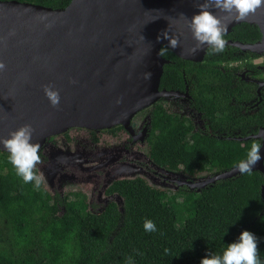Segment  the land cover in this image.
Masks as SVG:
<instances>
[{
  "label": "trees",
  "instance_id": "16d2710c",
  "mask_svg": "<svg viewBox=\"0 0 264 264\" xmlns=\"http://www.w3.org/2000/svg\"><path fill=\"white\" fill-rule=\"evenodd\" d=\"M16 1L52 9L70 2ZM260 36L257 26L241 23L212 42L254 43ZM160 52L169 62L159 89H183V81H189L205 130L193 132L189 120L156 104L147 110L149 158L168 170L213 175L254 156L259 140L234 138L264 127V92L252 113L242 112L239 102L256 98V90L240 86L235 73L243 64L259 72L253 61L260 55L219 44L194 63L164 46ZM32 157L38 158L36 152ZM263 183L259 171L199 191L161 189L141 177L121 179L112 183L111 192L127 201L123 214L114 202L92 213L77 194L64 201L55 195L52 202L26 155L0 151V264H264Z\"/></svg>",
  "mask_w": 264,
  "mask_h": 264
},
{
  "label": "water",
  "instance_id": "95a60500",
  "mask_svg": "<svg viewBox=\"0 0 264 264\" xmlns=\"http://www.w3.org/2000/svg\"><path fill=\"white\" fill-rule=\"evenodd\" d=\"M241 23L257 26L260 39L224 44L264 55V0H70L62 9L0 1V151L32 155L71 127L132 131L136 113L183 95L159 90L169 62L162 46L201 63L219 45L213 37ZM255 83L259 93L264 81ZM234 139L260 147L229 170L177 185L199 191L248 171L264 180V127Z\"/></svg>",
  "mask_w": 264,
  "mask_h": 264
},
{
  "label": "flooded vegetation",
  "instance_id": "af4514ba",
  "mask_svg": "<svg viewBox=\"0 0 264 264\" xmlns=\"http://www.w3.org/2000/svg\"><path fill=\"white\" fill-rule=\"evenodd\" d=\"M228 41L230 40L220 42L219 44L223 45ZM224 45L230 46L227 44ZM261 56L262 55H260V57ZM257 69L259 70V67ZM235 75L239 78L240 86L242 83L246 85H255V90H257L258 87L255 81H264V77H260V72L246 68L244 64L241 65L239 71L235 73ZM235 81L236 79L234 78L232 82ZM190 85L191 83L189 81L184 80L183 89H159L179 92L183 95H171L160 98L149 108L153 109L156 104L160 105L167 113L176 115L180 119L185 118L189 120L193 125V132L199 130L204 131V120L201 118V113L198 112L194 106V100L190 95ZM263 92L264 86L260 89L259 93L256 91V98H249L240 101L239 103L242 107V112L246 109V112L252 113L253 106H257L256 102L262 100ZM250 94H252V92H250ZM149 108L141 110L133 116L130 121L132 131L126 130L122 125L113 126L107 129L71 127L63 133L47 138L44 145L35 151L38 158L33 157L34 161H36V163H43L48 158L49 162V156L54 159L53 164H55L58 169L50 182L52 185H57L62 175L63 177L69 178L72 182H76L69 187H65L66 190L63 192L57 190L48 191L51 201L53 202L52 197L55 195H58V199L62 201H64L66 195H69L74 200L75 195L77 194L79 200L83 202L85 210L92 213H99L103 211L109 203L113 202L108 200L105 202L102 198V189L108 184L110 179L112 180L109 182V189H107L105 194H107L106 196H114L118 199L123 198L112 193L111 189L112 183L121 179L141 177L147 182H150L149 180H151V182L158 185L174 187V189L171 190H176L179 187H182L178 186L175 180H179L183 177V172L172 171L157 166L147 155V139L150 132V116L147 112ZM173 109H182V112H174ZM144 112L146 113L144 115L146 120L144 116L141 118V115ZM78 134H85L86 138L84 139L85 142L83 144L76 141L78 137L82 136ZM227 138L231 139L233 137ZM137 145L145 148V155L138 151H133V148ZM66 148L75 150V152L72 151L74 152V158L83 161L85 166H80L76 163L74 158H71L70 155H66L63 151ZM132 172L136 173L135 175L137 176L125 177V175ZM91 181L93 182V186L90 199L87 196L88 192L78 187L81 186L82 182L90 183ZM155 184L151 185L157 187ZM160 188L165 189L163 186ZM105 194L103 195L104 197ZM59 208L62 211L64 209L60 206ZM94 210H96V212Z\"/></svg>",
  "mask_w": 264,
  "mask_h": 264
},
{
  "label": "rangeland",
  "instance_id": "374dc122",
  "mask_svg": "<svg viewBox=\"0 0 264 264\" xmlns=\"http://www.w3.org/2000/svg\"><path fill=\"white\" fill-rule=\"evenodd\" d=\"M253 63H255V65H257L259 67V72H260V77H264V55H262L260 58H257L253 61ZM262 66V67H261ZM174 112H182V109H173ZM146 113L144 112L142 115H141V118H143V116L145 115ZM145 118V116H144ZM140 119V118H138ZM146 120V118H145ZM78 135H82V134H78ZM86 138L85 134H83L82 136L78 137V139L76 140L77 142L83 144L85 141L84 139ZM66 150V152H65ZM64 151V153L66 155H70L71 158H74V152L75 150L73 149H70V148H66ZM74 151V152H72ZM133 151H138L139 153L145 155L146 153V150L144 147H140L139 145L135 146V148H133ZM72 152V153H71ZM27 159L29 160L30 164L37 170L38 172V176L40 178V180L43 182V185L48 189V191H59V192H63L65 191V187H69L71 184H75L76 182H72L69 178H66V177H63V175L60 177V181L57 185H52L50 182L52 180V178L54 177V174L56 173V170L58 169L57 166L55 164H53V158L49 156V162H48V158L45 162L43 163H36V161H34L33 157L28 155L27 156ZM76 163L79 164L80 166H85L84 165V162L81 161V160H78V158H74ZM136 173L132 172V173H129L127 175H125V177H134V176H137L135 175ZM183 177L185 179H200V178H205V177H208V176H211V173L209 172H206V173H203L201 175H189V174H182ZM182 178V177H181ZM112 179H110L108 181V184L102 189V198L105 200V202L108 200V201H113L117 204L118 206V209H119V212L121 214H123L124 212V206L125 204L127 203V201L123 200V199H118L117 197H114V196H106L107 194H105L107 192V189H109V182L111 181ZM150 184H155L154 182H151V180H149ZM157 185V187H162L167 189V190H171V189H174V187H166L164 185H158V184H155ZM92 186H93V182L91 181L90 183H85V182H82L81 183V186L78 187V188H81L83 190H86L88 192L87 196L88 198L91 197V189H92ZM60 187V188H59ZM162 189V188H161ZM105 194V197L103 196ZM91 199V198H90ZM93 211V209H92ZM96 212V210H94Z\"/></svg>",
  "mask_w": 264,
  "mask_h": 264
}]
</instances>
